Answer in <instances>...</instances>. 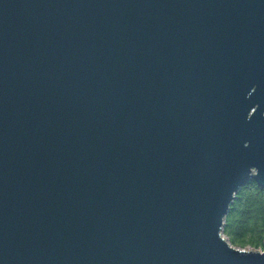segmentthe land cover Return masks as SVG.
<instances>
[{"label": "water", "instance_id": "1", "mask_svg": "<svg viewBox=\"0 0 264 264\" xmlns=\"http://www.w3.org/2000/svg\"><path fill=\"white\" fill-rule=\"evenodd\" d=\"M249 181L264 0H0V264H264Z\"/></svg>", "mask_w": 264, "mask_h": 264}, {"label": "trees", "instance_id": "2", "mask_svg": "<svg viewBox=\"0 0 264 264\" xmlns=\"http://www.w3.org/2000/svg\"><path fill=\"white\" fill-rule=\"evenodd\" d=\"M245 230L252 235L257 234L256 242L251 246L261 247L264 239V189L255 183L240 188L222 227V233L228 237L229 242L237 246L248 244L243 239Z\"/></svg>", "mask_w": 264, "mask_h": 264}, {"label": "rangeland", "instance_id": "3", "mask_svg": "<svg viewBox=\"0 0 264 264\" xmlns=\"http://www.w3.org/2000/svg\"><path fill=\"white\" fill-rule=\"evenodd\" d=\"M245 225L246 224H244V227H245ZM222 236L227 240V241H229L228 240V237L225 235V234H223L222 233ZM257 237V234H254V235H252L251 233H249L248 231H246L245 230V232H244V234H243V239H244V241L246 242V243H248L247 245H245V246H237V245H233V246H235V247H237V248H240V249H255V250H258V248L259 247H253V246H251L254 242H256V238ZM263 241H264V239H263ZM263 241H262V243H263ZM231 244V243H230ZM262 245V244H261ZM262 247V246H261Z\"/></svg>", "mask_w": 264, "mask_h": 264}, {"label": "flooded vegetation", "instance_id": "4", "mask_svg": "<svg viewBox=\"0 0 264 264\" xmlns=\"http://www.w3.org/2000/svg\"><path fill=\"white\" fill-rule=\"evenodd\" d=\"M250 183H255V182H253V181H249L248 183H246L245 185H248V184H250ZM256 185V184H255ZM243 187V186H242ZM259 187V186H258ZM260 188V187H259ZM260 189H264V188H260Z\"/></svg>", "mask_w": 264, "mask_h": 264}, {"label": "built area", "instance_id": "5", "mask_svg": "<svg viewBox=\"0 0 264 264\" xmlns=\"http://www.w3.org/2000/svg\"><path fill=\"white\" fill-rule=\"evenodd\" d=\"M258 250H259V251H262V247H259Z\"/></svg>", "mask_w": 264, "mask_h": 264}]
</instances>
